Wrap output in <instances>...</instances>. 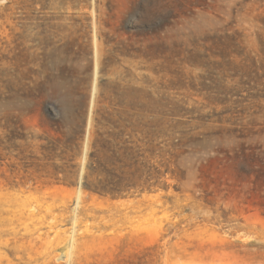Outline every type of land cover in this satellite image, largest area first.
Here are the masks:
<instances>
[{
    "label": "rangeland",
    "instance_id": "rangeland-1",
    "mask_svg": "<svg viewBox=\"0 0 264 264\" xmlns=\"http://www.w3.org/2000/svg\"><path fill=\"white\" fill-rule=\"evenodd\" d=\"M0 264H264V0H0Z\"/></svg>",
    "mask_w": 264,
    "mask_h": 264
},
{
    "label": "trees",
    "instance_id": "trees-1",
    "mask_svg": "<svg viewBox=\"0 0 264 264\" xmlns=\"http://www.w3.org/2000/svg\"><path fill=\"white\" fill-rule=\"evenodd\" d=\"M93 146L95 147V143L93 144ZM94 152H91L90 155H89V158H88V163L86 165V172L83 176V181H82V188L85 190V191H89V192H97V188L94 186L93 182L91 181V178L93 177L94 175ZM126 184V183H125ZM121 186H124L123 183H120ZM119 186V185H117ZM126 186V185H125ZM115 188H118V189H115V195L116 194H120L123 189L121 188H124V187H115ZM109 192L111 191H103V194H108ZM112 196H115L113 193H111Z\"/></svg>",
    "mask_w": 264,
    "mask_h": 264
}]
</instances>
